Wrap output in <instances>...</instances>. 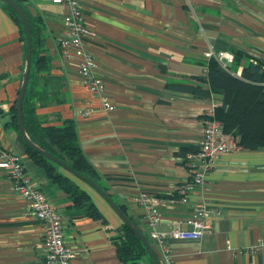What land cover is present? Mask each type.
Returning <instances> with one entry per match:
<instances>
[{"label": "crops", "instance_id": "0c3cea01", "mask_svg": "<svg viewBox=\"0 0 264 264\" xmlns=\"http://www.w3.org/2000/svg\"><path fill=\"white\" fill-rule=\"evenodd\" d=\"M25 2L30 14L40 15L45 23L52 74L67 94L61 103L39 107L38 114L48 123L74 120L87 160L142 232L152 231L147 207L139 202L140 194L148 193L160 200L157 231L177 264H264V245L256 256L247 251L264 242V148L240 146L224 153L206 173L205 184L182 202L179 189L189 170L181 152L200 148L204 116L217 102L168 86L205 75L211 51L243 48L264 58V0H81L85 22L95 32L87 50L95 60L94 73L105 82L101 96L85 85L81 58L66 57L59 46L71 6ZM247 63L240 61L238 74ZM24 65L19 26L0 2V142L21 156L27 175L62 216L65 243L74 252L71 264H124L113 240L122 220L108 202L61 167L89 192L104 217L83 215L10 125ZM103 98L115 109H104ZM86 109L89 114L83 115ZM199 203L209 208V230L199 240L172 238L176 227L193 228ZM43 233V224L30 214L29 201L0 168V264H41Z\"/></svg>", "mask_w": 264, "mask_h": 264}, {"label": "trees", "instance_id": "16d2710c", "mask_svg": "<svg viewBox=\"0 0 264 264\" xmlns=\"http://www.w3.org/2000/svg\"><path fill=\"white\" fill-rule=\"evenodd\" d=\"M15 1L28 19L32 35V63L23 100V118L27 134L36 144L109 192L107 184L83 153L74 120L66 118L60 124L48 123L37 112L39 107L48 106L53 102H63L67 94L63 90L64 84L61 79L52 74L54 58L48 52L46 44L48 35L42 17L30 14L25 0ZM0 2L19 26L26 59L27 34L23 21L10 4L2 0ZM231 52L234 53L235 60L229 68L211 56L205 63V75L193 77L190 83L170 82L168 86L192 93L197 98L214 99L218 104L214 110V118L222 123L226 134L233 135L242 148H264V58L243 48ZM242 59H247L248 63L238 74L237 67ZM25 68L26 65L23 66V76ZM207 116L205 114L204 119ZM10 125L20 131L17 101L12 108ZM21 137L23 138L22 135ZM24 143L29 155L46 170L49 178L70 194L83 215L103 219L104 215L89 192L74 179L75 175L73 178L65 174L60 170L61 166L34 150L25 141ZM188 151L184 150L181 154L184 155ZM111 197L138 226L126 206L112 194ZM143 234L154 247L150 235L144 232ZM113 240L118 257L124 264H155L144 242L125 223L122 222L121 231ZM154 249L157 253L155 247ZM157 255L160 259L158 253Z\"/></svg>", "mask_w": 264, "mask_h": 264}, {"label": "built area", "instance_id": "2783aa9c", "mask_svg": "<svg viewBox=\"0 0 264 264\" xmlns=\"http://www.w3.org/2000/svg\"><path fill=\"white\" fill-rule=\"evenodd\" d=\"M54 3H66L71 6L70 15L66 17L64 29L58 37L59 46L66 57L77 56L81 58L79 73L84 79L85 85L96 96H101L106 88L104 80L94 73L95 60L87 50L91 39L95 36L94 30L85 22V14L82 10L81 0H45ZM208 55L216 57L221 64L229 68L234 60L231 51L209 52ZM214 103L206 113L203 120V140L197 152H186L182 160L189 170V179L179 189L181 201L188 200V194L197 186L205 184V175L217 162L221 155L240 148L233 135L226 134L222 123L214 118ZM103 108L112 111L115 105L107 98H103ZM89 110H84L83 115H88ZM202 165H197L196 162ZM0 168L5 170L15 190L29 201L30 214L39 220L44 226L43 246L45 256L41 264H71L74 252L65 243V224L62 216L46 196V194L27 175L25 164L21 156L13 151L3 148L0 142ZM139 202L147 207L146 221L152 227L150 238L160 256L162 264H177L166 238L158 231L157 226L161 221L157 205L160 200L148 193L140 194ZM209 208L205 203H199L195 207L191 223V230L174 228L170 235L175 239L199 240L209 230L210 225L206 222ZM263 240L251 246L248 253L256 256Z\"/></svg>", "mask_w": 264, "mask_h": 264}, {"label": "water", "instance_id": "95a60500", "mask_svg": "<svg viewBox=\"0 0 264 264\" xmlns=\"http://www.w3.org/2000/svg\"><path fill=\"white\" fill-rule=\"evenodd\" d=\"M8 4H10L15 11L19 14L20 18L23 21V24L26 29V34H27V50H26V68L24 71V76L21 82L20 86V91H19V96L17 98V114H18V126L20 129V132L23 136L24 141L32 147L34 150L37 152L43 154L45 157L48 159L52 160L53 162L57 163L59 166L63 167L64 169L68 170L70 173L73 175L78 176L81 180L89 184L94 190H96L105 200L108 202V204L111 206V208L116 212V214L120 217L123 223L128 225L132 231L138 235L141 240L144 242L146 247L149 250L150 255L152 256L154 263L155 264H161V261L153 247V245L146 239L144 236L141 228L137 226L122 210L121 208L117 205V203L112 199L111 194L109 192L104 191L99 185H97L94 181L91 179L85 177L84 175L78 173L76 170H74L70 165H68L66 162L58 158L57 156L49 153L46 151L44 148L36 144L27 134L25 124H24V118H23V100H24V95L29 79V74H30V69H31V63H32V35H31V30L29 26L28 19L23 11V9L18 5V3L15 0H2Z\"/></svg>", "mask_w": 264, "mask_h": 264}]
</instances>
